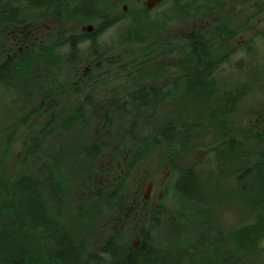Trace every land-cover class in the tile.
Returning <instances> with one entry per match:
<instances>
[{"label":"trees","instance_id":"16d2710c","mask_svg":"<svg viewBox=\"0 0 264 264\" xmlns=\"http://www.w3.org/2000/svg\"><path fill=\"white\" fill-rule=\"evenodd\" d=\"M228 1L163 0L157 7L169 4L170 19L196 18L216 12ZM242 1L257 12L264 10V0ZM2 2L0 103L4 98L19 103L24 90L32 89L49 104L70 100L73 111L30 131L20 166L0 179V264H243L256 259L264 264V199L254 203L244 221L221 229L212 218L199 179L202 164L236 161L238 182L249 179L264 184V149L254 144L251 128L228 119L223 120L217 138L203 145L207 152L196 164L169 176L148 227L138 231L137 245L109 237L90 250L67 229L72 214L84 216L83 207L71 212L68 203L70 165L95 163L116 142L117 149L128 154L125 172L144 161L153 148L165 146L171 153L190 148L192 136L185 125L167 120L145 134L149 125L145 122L180 92L202 102L218 101L219 115L229 117L252 92L256 78L264 77V29L239 46L248 59L258 60L253 66L257 77L235 76L221 90L219 77L228 55L215 54L210 36L198 30L182 38H158V23L141 25L148 22L151 11L145 7L117 15L102 0ZM51 19L58 26L74 20L97 22V26L92 34L70 32L61 39L59 32L51 42L28 45L21 52L2 51L8 25ZM161 56L175 60L155 64ZM84 64L90 67L82 74ZM25 80L28 86L23 85ZM73 127L82 132L80 141L51 151L43 147L46 137ZM88 129L92 140L86 139ZM112 178L99 186L103 212L120 198L122 177ZM243 192L251 193L247 188ZM29 235L40 238V248H28L24 237Z\"/></svg>","mask_w":264,"mask_h":264},{"label":"rangeland","instance_id":"374dc122","mask_svg":"<svg viewBox=\"0 0 264 264\" xmlns=\"http://www.w3.org/2000/svg\"><path fill=\"white\" fill-rule=\"evenodd\" d=\"M102 1L112 14L117 15L123 11L142 8L146 2V0ZM0 4L5 5L4 2ZM170 9L169 4L156 6L148 14V22L141 25L154 27L153 23H158L159 29L156 35L160 39L182 38L192 30L210 36L215 54H229L219 77L221 90L227 88L228 81L235 76L257 77L253 66L258 60L255 57V60L248 59L239 46L254 38L263 29L264 12L257 14L242 0H230L223 3L216 12L198 15L196 18L170 19L173 15ZM96 23L74 20L59 27L58 22L51 19L30 25L27 23L22 27L8 25L1 48L4 52L12 48L22 49L34 43L51 42L56 39L59 32L62 33L61 39H63L70 32L78 34L88 26L94 28L97 26ZM102 38L106 40V37ZM261 49L264 52V47ZM174 60L175 57L163 56L157 59L155 64ZM236 63H239V69L236 68ZM85 66L82 65L81 70ZM28 81L25 80L23 85H27ZM154 82L161 84L162 80L154 79ZM6 100L4 98L0 103V179L7 178L20 166L30 131L40 129L43 124L56 119L57 116L61 120L62 115L73 111L70 108L72 105L68 104L70 100L49 104L43 101L42 95L35 94L32 89L24 90L19 103ZM218 106L216 100L202 102L187 92H180L178 96H174V99L167 100L152 119L145 122L149 123L146 127L147 131L163 125L167 120L185 125L192 136L191 145L187 149L180 148L179 150L182 151L179 153L177 148L174 153H171V148L165 146L153 148L144 161L125 172L128 154L117 149L118 142H116L106 149L95 163L84 164L74 161L70 165L72 174L69 179L68 203L71 212L83 207L84 216L77 217L72 214L67 223L68 231L77 237L81 245L90 250L99 248L100 244L109 237H115L125 245H137L138 231L148 227L157 206V198L163 197L162 188L168 182L169 176L186 166L196 164L206 154L207 149L203 145L217 138L224 119H228L234 125L251 128L256 137L254 144L264 149V77L256 78L252 92L237 105L229 117L219 115ZM67 110L69 111L66 112ZM16 122L19 123L18 126ZM22 123L23 125H20ZM76 127H73L72 131L58 130L52 133L48 138L46 137L43 147L46 146L51 151L53 147L60 149L65 144L70 145L72 142L80 141L82 132ZM90 130L86 131L87 140L93 139L89 137ZM147 131L145 130L144 133H149ZM235 163H219L214 166L202 164L199 167V179L209 199L212 218L221 229H227L244 221L254 208V203L264 199V184L249 179L243 182L236 180ZM114 176L119 180L122 177L120 198L112 208L103 212L99 205L101 202L103 204V201L99 200L101 195L99 186L113 179ZM147 188H149V197L144 200ZM243 188H247L251 193L245 194ZM88 198L93 200L89 201ZM24 239L32 251L40 248L39 237L29 235ZM261 262L262 259H256L247 260L243 264H261Z\"/></svg>","mask_w":264,"mask_h":264},{"label":"flooded vegetation","instance_id":"af4514ba","mask_svg":"<svg viewBox=\"0 0 264 264\" xmlns=\"http://www.w3.org/2000/svg\"><path fill=\"white\" fill-rule=\"evenodd\" d=\"M145 7V6H144ZM250 8V7H249ZM251 9V8H250ZM257 14H261V12L263 13L264 12V10H261V12H257V10H254ZM124 12V11H123ZM20 20V19H19ZM18 20V21H19ZM27 23H25V24H17L16 26H19V27H22V26H24V25H26ZM31 23H29V25H30ZM12 25V24H11ZM15 25V24H14ZM63 26H65V25H62V26H60L59 25V27H63ZM263 29H264V27H263ZM93 30H94V28H92L91 29V31H87V29L86 30H84L83 32L84 33H89V34H92L93 33ZM22 43V42H21ZM17 44V41H16V43H15V45ZM22 45V44H21ZM28 46V45H27ZM27 46H24V47H27ZM23 47V48H24ZM23 48L22 49H18L17 48V50L19 51V52H21L22 50H23ZM224 57L226 56V55H229V54H222ZM161 57H163V56H161ZM161 57H159V59L161 58ZM166 57V56H165ZM169 57H171V56H169ZM171 63V62H170ZM89 67H90V65H86L85 67H84V69H83V71H82V74L83 73H85L88 69H89ZM146 190H148V196H147V198H145V193H144V200H147L148 199V197H149V188H147ZM146 190H145V192H146ZM162 192H163V189H162ZM161 199H162V197L160 196L159 198H157V200H158V202H157V205H158V203L161 201ZM157 207V206H156Z\"/></svg>","mask_w":264,"mask_h":264},{"label":"water","instance_id":"95a60500","mask_svg":"<svg viewBox=\"0 0 264 264\" xmlns=\"http://www.w3.org/2000/svg\"><path fill=\"white\" fill-rule=\"evenodd\" d=\"M163 0H146L145 2V8L147 10H151L153 8H155L156 6H158ZM92 27L88 26L87 27V31H91ZM148 196V190H146L145 192V198H147Z\"/></svg>","mask_w":264,"mask_h":264}]
</instances>
